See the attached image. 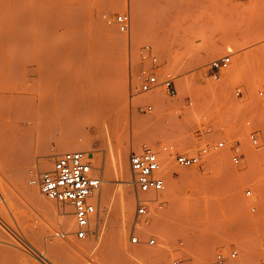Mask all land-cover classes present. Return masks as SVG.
<instances>
[{"label": "rangeland", "instance_id": "1", "mask_svg": "<svg viewBox=\"0 0 264 264\" xmlns=\"http://www.w3.org/2000/svg\"><path fill=\"white\" fill-rule=\"evenodd\" d=\"M79 7L85 13L92 11L93 19L84 27L93 29L88 31L91 39L74 45L84 49L80 55L68 53L44 71L38 61L39 44L32 39L61 21L55 39L71 44L66 41L74 37L64 32L75 28L68 27L66 19ZM122 13L131 16L126 32L115 22ZM228 54L232 56L230 67L220 80H213L209 63ZM153 55L159 59L157 66L152 63ZM0 58V244L9 249L4 264H64L51 246L54 241L70 248L79 246L67 249L66 254L81 264H198L233 248L241 255L234 264L264 258V144L254 148L246 140V117L257 109L258 92L264 89V0H0ZM18 63L20 70L7 73ZM110 64L121 71L118 78L126 80L124 99L109 115L81 118L84 131L78 140L84 148L70 151L86 152L92 175L102 181L92 234L77 239L73 205L49 199L38 183H30L66 154L61 149L63 132L55 120L32 112V108L42 89L52 88L55 95L67 89L70 93L87 80L88 71ZM155 68L172 74L176 97H170L163 87L140 93L142 71ZM237 90L241 97L236 96ZM150 103L154 111L140 110ZM207 128L212 139L239 141L243 163H232L229 148L189 169L167 155L172 159L167 164L173 178L164 172L165 190L148 195V213L138 216L133 175L130 170L131 183L120 177L119 152L128 150L129 168L130 154L146 147L160 150L165 144H174L197 152L212 140L198 136L199 130ZM47 155L52 165L43 172L39 162ZM19 168L25 174L23 181L19 173L23 182L15 178ZM106 178L111 181L103 182ZM108 187L113 191L109 200L104 199ZM32 189L55 202L56 210L40 207L31 197ZM122 189H127L126 196L133 201L130 218L123 211ZM249 189L252 198L245 195ZM66 211L74 221L71 232H66L62 220ZM155 221L160 223L156 224L158 230L151 229ZM134 236L139 243L132 242ZM150 238L156 239L155 245L145 243ZM206 248L210 249L208 255L202 254Z\"/></svg>", "mask_w": 264, "mask_h": 264}, {"label": "built area", "instance_id": "2", "mask_svg": "<svg viewBox=\"0 0 264 264\" xmlns=\"http://www.w3.org/2000/svg\"><path fill=\"white\" fill-rule=\"evenodd\" d=\"M115 22L119 30L126 32L131 24V16L127 13L118 14ZM149 48V47H148ZM152 63L157 66L159 59L156 55L151 57ZM232 63L230 54L213 59L209 63V70L213 80H220ZM142 84L140 93H148L163 87L170 97L178 94L174 77L170 72L160 73L155 69H144L140 75ZM237 97L242 96L241 90L235 93ZM259 102L257 109L250 116L246 117L248 128L246 140L254 148L264 144V89L258 92ZM192 106L193 102H188ZM140 110L147 112L154 111L153 104L140 106ZM207 136L212 139L211 129L199 130L198 136ZM224 148H229L231 161L234 165H241L245 159L240 151L239 141L229 140L226 137L212 139L209 144L197 152H188L179 149L174 144H165L160 150L146 147L141 152H132L129 157V164L133 175V184L137 191L136 204L137 215L145 216L148 213V195L160 193L166 188L164 175L167 157L171 155L175 163L185 169L197 167L210 157ZM93 167L88 154L84 151H75L60 155L56 158L51 170L41 173L39 177H34L30 183L39 184L42 193L51 200L59 203H71L74 209L76 222L75 236L77 239H87L92 234V222L97 214V198L101 189L102 181L92 175ZM245 195L252 198V190H247ZM254 211L255 207L252 205ZM58 235L66 238V234ZM133 243H139L137 236L132 238ZM147 245H155L156 239L150 238L145 242ZM264 250V242L262 244ZM241 255L237 248L228 252L216 253L213 258L198 264H234L240 261ZM173 264H179L174 261ZM242 264H264V258L244 261Z\"/></svg>", "mask_w": 264, "mask_h": 264}, {"label": "bare ground", "instance_id": "3", "mask_svg": "<svg viewBox=\"0 0 264 264\" xmlns=\"http://www.w3.org/2000/svg\"><path fill=\"white\" fill-rule=\"evenodd\" d=\"M85 5H82V6H85ZM89 10H90V12H92L91 9H89ZM74 11L75 12L70 14L68 16V18L66 19V21H68V23H69V24H66V25H68V27H72V28H75V29L72 30V31L70 29H67L64 32L66 36H73L74 37V39L72 41H71V38H69L70 41H66V43L70 42L71 44H68V43L67 44H60L55 39L56 35L58 34V30H57L58 29V24H60L61 21H55L58 24L57 23H53L46 30L44 29V32L42 33L43 35H41L40 37L37 38L36 34H35L36 38L34 40L32 39V41H31V42L36 43V45H37V43L39 44L40 54H38V56H39V58H38L39 60L38 61H40V63H42L44 71L51 70L52 66H53V63L57 59L58 60L59 59H63V58L65 59L68 56V53L71 54V53H75L76 52L78 54V52H79V55H80V51H84V49L82 47H80L79 49H76L74 47V45L77 43V41H79L78 43H80V41H82L83 39L86 40L87 37L89 38L90 33H92L90 31H92L93 29H90V31H89V30H87L88 28H84V27H85V24L88 25V23L91 22V20L93 19V16L90 14V12L89 13H85L84 9H81L80 7L77 8V10L74 9ZM89 28H91V27L89 26ZM88 31L90 33H88ZM89 39H91V37ZM67 40H68V38H67ZM88 40H86L87 43H88ZM6 41H7V39H6ZM86 41H84L85 43H83V44H86ZM79 45H77V46H79ZM87 47H85V48L87 49ZM101 50H103V49H101ZM101 50H100V52H101ZM82 53L83 52H81V56H82ZM84 54H86V53H84ZM101 54L102 53H100V55ZM73 55H75V54H73ZM81 56H80V58H78V57L77 58L81 59ZM82 58H84V57H82ZM200 59H201V57H200ZM0 60H1V58H0ZM90 60L91 59H89V61ZM89 63H91V62H89ZM112 64H114V63H112ZM89 66H90V64H89ZM0 68H1V66H0ZM20 69H21V65L18 63L14 67H10L9 69H7V73H15L16 71H18ZM40 70H41V67H40ZM119 72L121 73V71H119L116 67H112V65L110 67L100 68L97 71L90 70V71H88L89 74L87 76V80L85 82H83L80 87L77 88V86H76L75 90H73V91L69 90L70 93L67 92L68 89H67V91L63 90L64 92H62V94H60V95H57V94L55 95L53 93L54 91L52 90V88H46V89H42L40 91L39 98L37 100V105H33L34 108H32V112L38 111V112H40V114L41 113H45L47 115V117L49 116V117H51V118H53L55 120V122L57 123L56 127H58L60 132L61 131L63 132V140L61 142V146H62L61 149L64 150L65 153H67L66 151L70 152L73 149L84 148V145L82 143H80V141L78 140L79 135L84 131V129H82L83 127H81V123H80L81 118H85V117H88V116L93 115V114L95 115V117L100 118V117H103L105 115L111 114L112 113L111 109L115 110L114 109L115 106H120L121 105L122 100L124 99V96H125L127 88H126V80H125L124 76L121 75L122 77L118 78V75L120 76ZM38 116L41 117V115H39V114H38ZM39 119H41L40 121H42V117L39 118ZM56 127H54V130H58V129H55ZM37 140L41 141L39 138H37ZM38 143H40V142H38ZM137 144L138 143H136L135 145L137 146ZM62 150H60V151H62ZM12 151L14 152L13 154H17V155L20 153L19 151H16V150H12ZM39 151H40V149H39ZM127 151H128L127 149H124V150H121L119 152L118 159L116 161V165H117V168L119 170L120 177H123L122 178L123 181L126 182V183L127 182L131 183V179H130V170H131V168H129V165H128V162H127V153H128ZM9 156H11V155H9ZM164 156L167 157V155H164ZM168 159L172 160L171 157L168 158ZM170 164H172V162ZM51 165H52V158H51L50 155H47L46 157L41 159L40 162H39V168L41 170H43V172L45 170H48V168H50ZM169 166L170 165L166 164L164 172L168 173V175L171 178H173V174L170 171L171 168ZM22 171H23V169H20V168H19V170L17 172L15 170V173H18V174H16L18 176L15 175L16 176L15 178H18L19 177V173H20V175H23L22 176V178H23L22 180L24 181V175L25 174L24 173L22 174L21 173ZM20 177H19V179H20ZM20 180H18V182H23L22 180L21 181ZM110 181H111L110 178H106V179L103 180V182H106V183H109ZM175 182H177V181L173 180V183H175ZM18 184H20V183H18ZM109 187H108V190H106V195H105L104 199H108L109 197H111V191L112 190H110ZM125 190L127 191V189H125ZM125 190L122 191V195L124 193V195H123V211H124V213L126 215V218H130L131 215L134 214V212H133V208H134L133 207V201L130 198H128V196H126L128 193L126 194ZM31 197L33 198V200L35 202H37L39 204L40 207L43 206L44 208L51 209L52 211H53V209L56 208L55 204H54L55 202L47 200L43 194H41L40 192H38L35 189L31 190ZM64 214L65 215L62 217V220H63V223H64L65 226L64 225L63 226L66 227V232H67V229H68V232L69 231L71 232L74 229V221L68 215H66L67 211ZM132 218H133V216H132ZM62 220H61V222H62ZM131 222H132V220H131ZM142 223H144V222H142ZM153 223H155V225H152L151 229L152 230L153 229L156 230V228L158 227L157 225H159L160 223H157L156 221L153 222ZM144 224L146 225L147 223H144ZM148 226H149V224H148ZM157 230H158V228H157ZM69 236H71V235H69ZM121 240H122V238H121ZM0 242H2V241L0 240ZM2 244L3 243L0 244V264H4L5 263V260L7 259L6 256H5V253L9 250L5 245H2ZM51 246L55 249L56 252H59L61 260H62V262H64V264H81V263L74 262L66 254L67 253V249L68 250L69 249L73 250V248L74 249H80L79 246L73 245V248H70L66 244H62L61 242L59 243L57 241L56 242L54 241L51 244ZM71 247H72V245H71ZM82 247H83V245H82ZM209 251H210V249L206 248V249H204L202 251V254H207L208 255ZM107 252H109V251L107 250ZM112 252H113V250H112ZM128 252L131 253L130 251H128ZM138 252H140V251H138ZM155 252H157V251H155ZM143 253L147 254L148 251L145 250ZM149 253L152 256V252L149 251ZM158 253H156V254H158ZM140 255H141V253H140ZM138 256H139V253H138ZM147 256H148V254H147ZM118 257H119V253H118ZM125 260H126V258H125ZM125 260H124V262H125ZM112 263L114 264V262H112Z\"/></svg>", "mask_w": 264, "mask_h": 264}]
</instances>
